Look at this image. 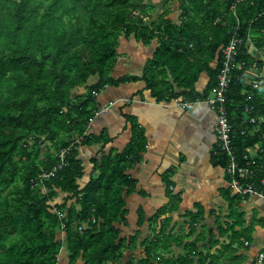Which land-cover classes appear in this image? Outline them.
<instances>
[{"label":"trees","instance_id":"1","mask_svg":"<svg viewBox=\"0 0 264 264\" xmlns=\"http://www.w3.org/2000/svg\"><path fill=\"white\" fill-rule=\"evenodd\" d=\"M233 2L186 0L185 19L175 24L162 13L148 33L143 16L149 7L143 0H0V264H57L62 241L67 264H203L210 257L208 264H213V254L196 251L202 235L184 242L203 220L202 207L187 212L186 233L166 231L170 218L158 220L181 201L170 190L167 203L148 218L152 237L139 238L145 220L141 208L137 229L126 233V197L135 184L126 171L141 161L146 139L129 118L132 138L123 151L104 152L101 148L111 138L105 129L88 133V123L108 86L143 80L156 102L177 98L185 107L204 100L216 83L222 47L238 24L242 42L225 102L230 143L239 161L255 144L264 148V122L242 121L245 106H252L250 115L264 113V86L259 94V88L244 79L248 67L263 64L248 44L264 49V0L240 1L232 9ZM130 34L146 44L157 36L159 45L140 75L114 77L119 38ZM201 72L209 79L199 92L194 83ZM94 144L101 145V155L90 157L91 171L82 184L86 171L80 149ZM67 147L65 165L53 176L42 177ZM211 162L221 168L227 162L216 145ZM263 162L259 156L258 163ZM172 172L170 168L161 175L167 189ZM220 190L232 220L217 228L220 236L231 233L223 248L231 256L234 242L243 246L240 238L247 236L236 230L243 223L233 207L240 195L228 186ZM59 194L62 201L54 202ZM156 220L158 228L152 226ZM217 241L213 238L211 244ZM174 245L184 247L185 253L166 256Z\"/></svg>","mask_w":264,"mask_h":264},{"label":"crops","instance_id":"2","mask_svg":"<svg viewBox=\"0 0 264 264\" xmlns=\"http://www.w3.org/2000/svg\"><path fill=\"white\" fill-rule=\"evenodd\" d=\"M184 2L186 0H143V3L149 7L147 15L143 16V29L146 32L151 30L153 25L158 23L162 13L175 24H179L186 17L185 11L182 10ZM124 40L130 44L129 51L126 54L119 53L117 67L115 65L112 74L114 77L123 74L140 75L159 45L157 36H154L147 44L140 39L137 40L133 34L124 37ZM248 45L252 55L263 64L260 68H256V64L248 67L245 82L264 78V49H255L251 42ZM215 62L216 60H213L211 65H215ZM208 79V74L201 72L194 83L195 89L201 92ZM98 100L99 106L108 100L112 104L106 112L98 111L90 120L88 133L98 134L103 129L107 131L111 139L104 148H101L104 152L123 151L132 138L129 118L142 129L146 139L141 161L134 163L126 171L135 181L134 189L126 197L129 220L128 226L125 227L126 233L137 229V211L141 208L145 220L140 226L139 238L152 237L153 231L148 218L167 203V192L170 190V194L179 195L181 201L175 210L165 211L159 216L158 220L170 218L166 231L186 233L190 218L187 212H196V206L199 205L203 209V220L192 236L184 242L192 241L202 235L201 240L196 242V251L205 255H207L206 252L213 254L214 259L211 261L213 264H261L264 261L263 257L260 263L255 262L256 255L260 252L264 253V200L254 195L240 196L239 200L233 204V207L235 206L242 214L243 223L236 226V230H239L241 235L247 236V238H240L243 246L234 242L235 250L232 248L234 252L231 256H227L225 253L228 252L223 249L229 243L231 233L220 236L217 227L218 224L225 227L226 223L232 220L229 218L228 202L220 192V189H225L228 183L224 168L214 166L211 162V151L216 145L214 131L216 115L204 100L192 102L185 107L177 98L169 102H156L143 80L119 84L116 87H105L100 92ZM100 146V144H94L80 149L79 154L83 164L89 166L88 171L85 170L82 184L87 181L91 171L90 157L101 155ZM86 156L87 161H84ZM170 168L173 170L170 177L172 184L167 189L161 175ZM152 226L158 228V221L152 223ZM63 235V230H60L59 237L62 240ZM213 238H217L218 241L211 244ZM184 253V247L174 245L166 256L175 258ZM67 259V248L62 241L57 264H67ZM209 259L203 264H208ZM75 264L83 263L78 260Z\"/></svg>","mask_w":264,"mask_h":264},{"label":"built area","instance_id":"3","mask_svg":"<svg viewBox=\"0 0 264 264\" xmlns=\"http://www.w3.org/2000/svg\"><path fill=\"white\" fill-rule=\"evenodd\" d=\"M231 8L233 9L235 4L245 0H233ZM242 42L240 36L238 24L236 29L228 42L222 47L221 51V63L220 68L216 76V83L210 89V92L204 98V102L208 107L214 111L215 118V137L216 146L220 153L227 155V162L224 167V173L228 176V188L234 194L240 196L254 195L264 200V162L258 163L259 156L264 157V148L261 143H257L251 148L247 149V152L243 154L242 160L236 157L234 149L230 143V123L226 111V94L228 92L229 84L231 81V72L236 65V56L238 54V47ZM247 73V72H246ZM244 75V79L247 75ZM251 85V88H259L264 83V78L251 80L247 82ZM252 97L250 93L247 94V99ZM112 103H106L98 106L99 112L106 111ZM252 106H245L242 112L243 123L248 122L253 125H258L264 122V113L258 115H250ZM68 147L64 148L59 153L60 161L55 164L48 172L41 174L42 177L53 176L54 173L65 165L64 154ZM259 175L258 181L255 180L257 174ZM247 244V242L245 241ZM264 253L260 252L256 255L255 262L260 263L263 260Z\"/></svg>","mask_w":264,"mask_h":264},{"label":"rangeland","instance_id":"4","mask_svg":"<svg viewBox=\"0 0 264 264\" xmlns=\"http://www.w3.org/2000/svg\"><path fill=\"white\" fill-rule=\"evenodd\" d=\"M184 9V8H183ZM119 43H120V45L118 46V52L119 53H127L128 51H129V49H128V47H129V43H127L126 42V40H124V37H121L120 39H119ZM116 67H117V64H116ZM92 81H94L93 79H90L89 80V83L90 82H92ZM80 91H83V89H80V90H78V92H80ZM110 102V100H108L107 102H104V103H102V104H105L106 105V103H109ZM112 103V102H111ZM108 110V109H107ZM104 112H106V111H104ZM84 161H87V156L84 158ZM84 167H85V170H87L88 171V167L89 166H86L85 164H84ZM62 196H63V194H59L53 201L54 202H61L62 201ZM226 251H227V249H225Z\"/></svg>","mask_w":264,"mask_h":264}]
</instances>
